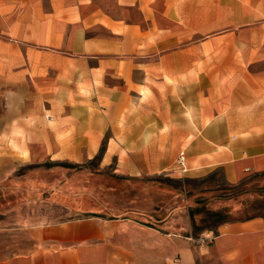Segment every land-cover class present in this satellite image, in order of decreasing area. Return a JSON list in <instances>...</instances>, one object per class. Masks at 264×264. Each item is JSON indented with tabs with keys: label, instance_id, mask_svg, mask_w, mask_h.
<instances>
[{
	"label": "crops",
	"instance_id": "obj_1",
	"mask_svg": "<svg viewBox=\"0 0 264 264\" xmlns=\"http://www.w3.org/2000/svg\"><path fill=\"white\" fill-rule=\"evenodd\" d=\"M217 169L264 172V0H0V184L65 212L0 264H264L262 217L207 246L151 217Z\"/></svg>",
	"mask_w": 264,
	"mask_h": 264
},
{
	"label": "rangeland",
	"instance_id": "obj_2",
	"mask_svg": "<svg viewBox=\"0 0 264 264\" xmlns=\"http://www.w3.org/2000/svg\"><path fill=\"white\" fill-rule=\"evenodd\" d=\"M96 165L97 160L85 167L93 170ZM199 166L190 164L192 169ZM10 182L0 184V239L5 250H14L21 244L15 233L26 231L28 226L20 225L19 220L37 223L65 216L52 199L56 191L53 188L35 193L36 190L13 187ZM161 183L163 210L151 213V217L156 221L181 222L194 238L208 232L215 234L225 224L264 218V175L261 173H250L233 183L217 169L197 176L173 174L165 176Z\"/></svg>",
	"mask_w": 264,
	"mask_h": 264
},
{
	"label": "built area",
	"instance_id": "obj_3",
	"mask_svg": "<svg viewBox=\"0 0 264 264\" xmlns=\"http://www.w3.org/2000/svg\"><path fill=\"white\" fill-rule=\"evenodd\" d=\"M176 164L178 167V172L180 174H183L187 171L188 168L186 166L184 154H182V153L179 154V156L177 157V160H176ZM214 235L215 234L213 232H208V233L202 234L196 238H189V240L195 244L207 246V245L211 244Z\"/></svg>",
	"mask_w": 264,
	"mask_h": 264
},
{
	"label": "trees",
	"instance_id": "obj_4",
	"mask_svg": "<svg viewBox=\"0 0 264 264\" xmlns=\"http://www.w3.org/2000/svg\"><path fill=\"white\" fill-rule=\"evenodd\" d=\"M261 175H264V172H262Z\"/></svg>",
	"mask_w": 264,
	"mask_h": 264
}]
</instances>
